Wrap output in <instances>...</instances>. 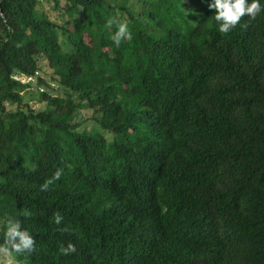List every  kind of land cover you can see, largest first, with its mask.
Wrapping results in <instances>:
<instances>
[{"label": "trees", "instance_id": "obj_1", "mask_svg": "<svg viewBox=\"0 0 264 264\" xmlns=\"http://www.w3.org/2000/svg\"><path fill=\"white\" fill-rule=\"evenodd\" d=\"M211 3L0 0V246L9 220L36 240L19 264H264V12L222 34Z\"/></svg>", "mask_w": 264, "mask_h": 264}, {"label": "clouds", "instance_id": "obj_2", "mask_svg": "<svg viewBox=\"0 0 264 264\" xmlns=\"http://www.w3.org/2000/svg\"><path fill=\"white\" fill-rule=\"evenodd\" d=\"M210 9L215 10V21L218 24V31L222 34H227L233 31L241 20L247 16L250 20H255L262 12L264 5L260 0H214V3L209 4ZM116 24L117 31L110 37L117 47L120 46L123 40L131 39V31L126 22H117L113 18L107 20V27L112 28ZM247 27V25H244ZM63 175V169H57L50 179H47L42 185L41 190L47 191L55 183L60 180ZM54 220L57 225L63 221V216L60 213L54 214ZM60 232L69 231L68 228H59ZM36 240L25 229L22 228L19 220L8 221L7 232L5 234V244L0 246V254L5 256L11 252L18 254L35 252ZM77 251L75 244L69 242L67 247L61 245L60 252L64 255H70Z\"/></svg>", "mask_w": 264, "mask_h": 264}, {"label": "rangeland", "instance_id": "obj_3", "mask_svg": "<svg viewBox=\"0 0 264 264\" xmlns=\"http://www.w3.org/2000/svg\"><path fill=\"white\" fill-rule=\"evenodd\" d=\"M43 8L49 9L50 5L45 3V6ZM61 41H62V43L64 45V48L67 49L69 47V44H68V42H67V40H66L64 35L61 36ZM14 77L16 79L22 80L23 82H29L30 81L31 88L28 91L25 92L26 100L31 102V104H34L36 106H40V103L37 102L36 100L32 101V99H36V97L38 95V91H39V87H38V85L36 83V79H30V78L27 79L26 77H23V76H21V77L20 76H17V77L14 76ZM49 91L51 93L57 94V93L62 92V89L59 88L55 83H52V87L49 89ZM82 113L86 117H90V115H91V112L89 110H84ZM83 125L87 126L88 128H91V129H95L96 128V126L94 125V123L91 120H88V121L85 120ZM0 264H19V263L16 260H14V258L10 254L7 255V256H5L3 254H0Z\"/></svg>", "mask_w": 264, "mask_h": 264}]
</instances>
